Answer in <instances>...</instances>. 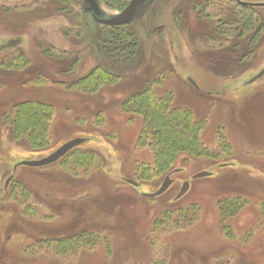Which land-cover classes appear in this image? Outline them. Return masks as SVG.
Masks as SVG:
<instances>
[{"label":"rangeland","instance_id":"1","mask_svg":"<svg viewBox=\"0 0 264 264\" xmlns=\"http://www.w3.org/2000/svg\"><path fill=\"white\" fill-rule=\"evenodd\" d=\"M75 2L0 0V264H264V8L144 0L108 28ZM129 2L97 0L101 18ZM145 90L203 127L204 150L178 154L155 198L171 171L151 167L131 100ZM24 102L53 111L43 147L12 132ZM75 138L54 164L17 166Z\"/></svg>","mask_w":264,"mask_h":264},{"label":"trees","instance_id":"2","mask_svg":"<svg viewBox=\"0 0 264 264\" xmlns=\"http://www.w3.org/2000/svg\"><path fill=\"white\" fill-rule=\"evenodd\" d=\"M245 24L251 25V22ZM92 75L94 74L87 77L91 82L99 79ZM84 81L86 79L82 82ZM131 100L136 113L144 120V138H150L149 148L153 151L151 167L155 174L171 171L178 154L198 155L204 150L200 140L202 124L193 121L190 111L171 109L169 99L157 98L148 90L137 94ZM52 113V109L46 104H20L10 124L14 136L25 138L31 148L43 147L49 138ZM81 158L85 156L81 155Z\"/></svg>","mask_w":264,"mask_h":264},{"label":"water","instance_id":"3","mask_svg":"<svg viewBox=\"0 0 264 264\" xmlns=\"http://www.w3.org/2000/svg\"><path fill=\"white\" fill-rule=\"evenodd\" d=\"M144 0H131L127 7L115 18L108 19V20H98V22L102 25L106 26H112V27H119L124 24H126L129 19L132 17L133 13L135 12L136 8L143 2ZM86 2L90 5L91 8H95V0H86ZM242 6H250V7H261L264 8V2L263 3H240ZM96 12V11H95ZM19 41L17 40H12L7 43V46H16L18 45ZM264 76V68L262 71L258 74V77ZM192 85H194L195 88L197 86L194 84L192 80H189ZM87 140L83 138H75L72 139L63 145H61L58 149H56L53 153H51L49 156L42 158L40 160L36 161H23L19 163L17 166H23V167H28V168H43L48 165L54 164L57 161H59L61 158H63L65 155H67L70 151H72L74 148L80 146L81 144L85 143ZM225 167V166H223ZM211 176V173L209 172H200L194 175L193 179H199V178H204V177H209ZM125 182L135 188L139 187V184L136 182H133L131 180H125ZM172 183V180L169 178V175H167L164 180L162 181L159 189L152 194H143L144 197L146 198H155L163 193L170 187ZM189 184L188 182H184L175 196V200H179L182 198L188 191Z\"/></svg>","mask_w":264,"mask_h":264},{"label":"flooded vegetation","instance_id":"4","mask_svg":"<svg viewBox=\"0 0 264 264\" xmlns=\"http://www.w3.org/2000/svg\"><path fill=\"white\" fill-rule=\"evenodd\" d=\"M84 2H86V0H83ZM131 1V0H130ZM233 1H235V3H237L238 5H240L241 7H249V8H261V7H250V6H242L240 3H253V2H246V1H241V0H233ZM61 2L63 3V5L61 4ZM71 2H74V3H76L75 2V0H56V5L59 7V8H62V7H60L61 5L62 6H64L62 9H57L56 11H59V12H61V10H63V11H67V12H69V14H72V13H75V8H76V6L75 5H71L72 3ZM263 3V2H262ZM129 4V3H128ZM86 5H87V8H89V12H91L92 13V15L95 17V20L97 21V23L99 24V25H101V26H103V27H108V28H117V27H112V26H106V25H102V24H100L99 22H98V20H107V19H102L101 18V16H100V11H99V9H98V5H97V0H95V8L96 9H93V8H91L90 7V5L86 2ZM122 5V4H121ZM126 7H127V5H126ZM125 7V8H126ZM124 8V9H125ZM96 11V12H95ZM90 13V14H91ZM75 16H77V14H75L74 15V17ZM120 27V26H119ZM118 27V28H119ZM160 28V27H159ZM158 28V29H159ZM157 30V29H156ZM13 40V39H12ZM12 40H9V41H12ZM8 41V42H9ZM18 41V40H17ZM7 42V43H8ZM20 43V42H19ZM18 43V44H19ZM6 46H7V44H6ZM7 47H9V46H7ZM194 86V85H193ZM197 89V88H196ZM223 166H226V165H221V168L223 167ZM233 166V165H232ZM181 172V169H174V170H172L171 172H169V178L171 179V176H173V175H176V174H179ZM196 175V174H195ZM193 177H194V175L191 177V180H194L193 179ZM172 180V183H171V185H173V184H175V182H176V180L175 179H171ZM184 182H188V184H189V187H190V181L189 180H185V181H183V183ZM182 183V184H183ZM181 188V187H180ZM189 189V188H188ZM180 190V189H179ZM175 199V198H174Z\"/></svg>","mask_w":264,"mask_h":264}]
</instances>
